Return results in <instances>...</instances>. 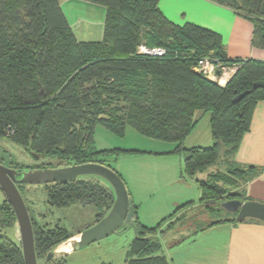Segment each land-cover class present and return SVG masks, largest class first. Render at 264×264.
<instances>
[{
  "label": "trees",
  "instance_id": "trees-1",
  "mask_svg": "<svg viewBox=\"0 0 264 264\" xmlns=\"http://www.w3.org/2000/svg\"><path fill=\"white\" fill-rule=\"evenodd\" d=\"M85 1L106 7L100 40L77 38L61 0H0V137L23 146L32 155L56 158L58 166L99 161L112 167L110 156L145 151L98 149L96 126L100 123L124 135L131 125L142 135L177 143L175 151H185L182 175L199 184L202 214L211 216L209 224L235 217L236 213L222 203L247 200L244 186L262 169L237 163L235 155L258 102L264 100V86L254 87L255 82L264 81V60L228 58L219 33L194 23H174L160 9V0ZM213 1L251 18L255 24L253 44L264 48V0ZM143 44L164 48L165 53L141 52ZM207 56L224 64H238L239 69L221 85L194 70ZM244 92L248 93L234 99ZM197 111L209 113L213 143L186 148L182 144L198 124ZM216 163L228 167L226 172L220 168L208 171ZM56 165L46 162L34 167ZM9 166L23 169L15 162ZM118 173L126 179L123 172ZM25 185H18L23 196ZM43 186L51 206L92 205L94 223L114 202L110 185L88 177ZM5 197L0 204L2 229L17 223ZM24 199L33 220L38 260L70 264L65 256L47 259L48 253L81 230L42 223ZM191 204L188 201L178 206L184 213L170 216L168 230L179 220H183L181 224L186 221L185 209ZM137 209L135 204L133 225L121 228L136 229L125 264H170L159 237L160 226L142 224ZM224 211L228 214L219 215ZM0 264H25L19 240L4 232H0Z\"/></svg>",
  "mask_w": 264,
  "mask_h": 264
},
{
  "label": "rangeland",
  "instance_id": "rangeland-1",
  "mask_svg": "<svg viewBox=\"0 0 264 264\" xmlns=\"http://www.w3.org/2000/svg\"><path fill=\"white\" fill-rule=\"evenodd\" d=\"M61 5L79 40L90 41L103 38L106 18V7L104 5L90 3L85 0H61ZM199 115H196L199 119L197 127L190 133V137L183 141L182 146L186 148L197 145H209L203 144L202 140L203 134L210 130L209 113L202 114L201 111ZM94 138L98 149L122 147L145 151V153L136 155L110 156L108 163H111L117 172L118 170L124 172L127 179L125 180L129 182H127V186L130 191L134 192L136 187L138 188L139 193L135 192L134 195L138 202L137 214L139 220L148 227L160 226L158 232L164 250H166L167 238L174 231H176L178 236L184 238L185 235H189V232L187 233L183 228H189L191 222H193L194 226H198L203 221L210 220L211 217L208 215L204 216L199 210L192 213L189 212L186 221L183 224H181L183 220L175 223L169 229L167 238L165 237L164 233L168 225L166 221L172 214H178L181 210L178 209L179 204L176 202L179 200L176 199L181 198L182 201V199L184 200L185 197L191 195V191L195 190L190 188L189 184L186 186V182L179 178V172L184 167L185 151H175L173 153L158 152L171 149L177 146V143L142 135L131 125L127 126L124 135H118L100 123L96 126ZM0 159L7 166H9L10 162L19 163L23 169L32 168L36 164H46V162L56 165L58 162V159L50 156L37 158L23 146L15 144L5 137H0ZM217 168L226 172L228 167H225L223 163H216L209 166L208 171ZM201 176L205 177L203 173ZM85 177L100 180L101 183L109 186L108 182L99 177ZM137 182L140 184H137ZM23 190L28 203L35 209V216L42 223L47 222L51 226L58 223L65 226L69 231L77 232L85 230L89 224L90 226L93 225L96 220V211L92 205L77 203L63 208L51 206L48 203L47 192L42 184H26ZM141 190H144V192ZM4 197L5 194L0 188V204ZM226 214L228 212L224 211L219 215ZM14 225V227L10 226L5 229H2L0 225V232L7 233L11 238L19 240V235L16 231L17 223H14ZM193 225H190V228ZM78 236V234L74 235L73 238L71 237L54 248V255L50 259L65 256L70 264H125L127 250L136 236V229L131 226L125 230H119L84 247L78 246L76 239ZM61 245H66L68 250L63 249ZM43 262L44 260L40 258L39 263L43 264Z\"/></svg>",
  "mask_w": 264,
  "mask_h": 264
},
{
  "label": "crops",
  "instance_id": "crops-1",
  "mask_svg": "<svg viewBox=\"0 0 264 264\" xmlns=\"http://www.w3.org/2000/svg\"><path fill=\"white\" fill-rule=\"evenodd\" d=\"M159 7L167 18L178 25L194 23L219 33L228 58L264 60V48L253 44L254 21L241 12L213 0H160ZM200 112L197 111L196 115L198 116ZM208 131L203 134L202 140L203 144L211 145L213 143L211 127ZM188 137L190 134L185 141ZM175 149L176 146L158 152L173 153ZM235 160L242 165L262 167L261 171L245 184L244 192L247 200L264 202V100H260L254 110L250 129L243 135ZM179 178L186 182V186L189 184L190 188L195 190L182 199L183 202L181 198H177L179 201L176 203L181 205L192 201L193 204L189 205L185 212L188 214L201 210L202 213L203 204L200 202L202 190L199 184L192 178L184 177L182 171L179 172ZM135 192L139 193L137 187L136 191H130L134 203L137 204ZM233 218L235 220H232ZM211 220L210 218L203 221L198 226L191 222L189 228H183L189 232L184 238L178 236L176 231L167 238L169 230L165 231L167 238L165 252L170 264H264V221L253 218L238 221L236 215L220 222L213 219L212 223H215L209 224ZM190 225L193 227L190 228Z\"/></svg>",
  "mask_w": 264,
  "mask_h": 264
},
{
  "label": "water",
  "instance_id": "water-1",
  "mask_svg": "<svg viewBox=\"0 0 264 264\" xmlns=\"http://www.w3.org/2000/svg\"><path fill=\"white\" fill-rule=\"evenodd\" d=\"M264 86V81H257L254 87ZM248 92L238 94L234 99H240ZM37 158L38 153H33ZM99 177L110 185L114 193V202L109 211L99 221L81 231L77 244L84 247L112 233L133 225L137 218L135 203L127 183L111 166L99 161H86L69 165L32 167L17 169L0 161V188L12 205L17 218V233L19 244L23 250L25 264H40L35 243V233L31 213L19 189V184H51L68 182L80 177ZM230 212L236 213V220L244 221L257 218L264 221V202L256 200H227L222 203ZM54 255L48 253L47 259Z\"/></svg>",
  "mask_w": 264,
  "mask_h": 264
},
{
  "label": "built area",
  "instance_id": "built-area-1",
  "mask_svg": "<svg viewBox=\"0 0 264 264\" xmlns=\"http://www.w3.org/2000/svg\"><path fill=\"white\" fill-rule=\"evenodd\" d=\"M139 50L141 52L151 54L165 53L164 48H149L144 44L140 45ZM238 69V64H224L222 62L214 61L208 56L201 58L198 63L194 66L195 71L204 74L211 80L216 81L221 85H225L229 80H231Z\"/></svg>",
  "mask_w": 264,
  "mask_h": 264
},
{
  "label": "bare ground",
  "instance_id": "bare-ground-1",
  "mask_svg": "<svg viewBox=\"0 0 264 264\" xmlns=\"http://www.w3.org/2000/svg\"><path fill=\"white\" fill-rule=\"evenodd\" d=\"M79 237V236H78ZM73 238V237H72ZM64 243V242H63ZM61 247L63 248V249H67L68 250V247L66 246V245H61Z\"/></svg>",
  "mask_w": 264,
  "mask_h": 264
}]
</instances>
